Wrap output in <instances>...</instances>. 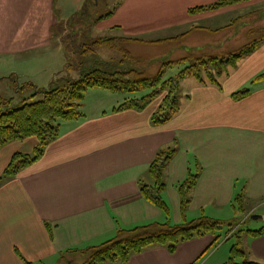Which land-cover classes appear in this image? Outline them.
<instances>
[{"label": "crops", "instance_id": "crops-1", "mask_svg": "<svg viewBox=\"0 0 264 264\" xmlns=\"http://www.w3.org/2000/svg\"><path fill=\"white\" fill-rule=\"evenodd\" d=\"M218 1L123 0L116 13L100 20L96 27L101 32L120 35L107 37L142 41L166 40L187 33L178 41L151 46L171 42L187 51H201L204 46L221 52L237 50V35L256 28L252 18L262 14L264 0L189 14L192 8ZM62 2L0 0L1 63H11L10 57L19 53L26 55L50 47L48 40L52 38L56 10ZM249 17L250 20L240 21ZM260 17V28H264V15ZM222 18L228 22L222 24ZM170 31L179 34L151 38ZM218 37L224 41L216 44L214 39ZM250 37L247 33L241 44L246 45ZM181 41L186 45H180ZM39 63L45 65L46 61H23L26 66ZM263 71L264 44L239 62L221 90L202 86L198 81L191 83L180 113L159 126L152 124V116L166 94L142 111H116L124 95L92 89L100 92L97 102L105 101L101 106L109 107L85 115L82 121L66 122L61 136L48 146L44 156L0 188V264H25L16 250L35 264H59L67 250L85 249L113 238L118 225L132 228L166 221L162 211L144 198L142 183L154 184L148 173L150 166L160 150L171 147H176L177 153L164 170L163 199L171 208L172 223L180 224L184 217L193 220L202 213L218 220L235 217L231 206L237 193L246 194L249 206L263 203L264 81L250 84ZM46 72V77L54 79L62 71ZM30 76L28 79L36 87H47L37 82L39 74ZM248 86L251 93L246 99H232V94ZM37 145L38 140L32 137L5 146L0 151V177L14 154H29ZM189 169L197 172L199 178L191 193V204L182 212L177 185L184 182ZM262 208L264 205L260 204L258 209ZM223 209L230 211L224 216ZM247 210L251 213L254 208ZM215 241L216 237L206 235L180 245L173 254L165 247L150 248L134 255L126 264H196ZM245 241L250 260L264 263V236H250ZM66 259L75 264L80 261L78 253L66 255Z\"/></svg>", "mask_w": 264, "mask_h": 264}, {"label": "trees", "instance_id": "trees-1", "mask_svg": "<svg viewBox=\"0 0 264 264\" xmlns=\"http://www.w3.org/2000/svg\"><path fill=\"white\" fill-rule=\"evenodd\" d=\"M250 0H219L209 6H200L189 10L190 15L201 12L219 10ZM111 15V14H110ZM110 15L101 16L96 22L109 18ZM112 16V15H111ZM186 34L177 38L158 41H142L132 38L101 37L91 45H87V52H94L97 48L107 47L122 55L119 64L109 66L108 63L101 64L100 67L82 70L78 78L67 79L62 86L49 85L48 87H35L36 92L31 98L42 95V99L37 102L27 103L17 108H12L7 112L0 113V151L8 144L35 137L38 145L32 154L17 153L0 177V188L10 178H14L19 173L39 161L45 154L50 144L61 136L60 127L66 122H79L86 118L79 109L85 99V93L89 89H105L125 96L123 103L117 107L116 111L144 110L152 101L166 94L162 104L152 116V124L164 125L173 120L181 111L178 102L179 81L196 76L202 86H216L220 90L224 81L229 78L239 66V62L249 57L259 47L264 44V28L256 29L245 46L228 52L204 53L201 56L190 54L177 61H159V67L150 71L153 63L146 65L145 61L133 65L135 57L130 52L129 43L157 44L163 41H178L185 38ZM192 52V51H188ZM165 62V63H162ZM187 64L186 63H190ZM185 64L186 67L176 76H166L170 73L169 68L176 64ZM222 64L223 66H221ZM206 73L208 78H202V73ZM264 81V71L257 75L250 84ZM57 83L56 85L60 84ZM251 93L248 87L232 94L234 101L246 99ZM176 147L160 150L150 166L148 173L154 180L153 185H142L144 198L159 208L166 217L164 222H150L148 224L123 228L118 225L116 235L96 246L85 249L67 250L59 264H75L66 259V255L78 253L79 264H103V263H129L136 254H141L154 247H165L169 253H175L180 245L202 238L206 235H213L216 240L222 236L224 228L228 227L227 237L236 233L238 237L247 233V237L264 236V227L260 230H235L233 221L218 220L202 214L193 220H184L180 224L172 223L170 219L171 208L163 199V192L166 189L164 182V170L168 163L176 155ZM199 174L189 169L184 182L177 185V191L181 200L182 212H185L191 204V193L197 185ZM246 194H240L234 199L232 209L235 213L243 212V218L249 217L248 210L244 209ZM240 203V205H237ZM48 226V225H47ZM243 239L237 246L231 249V257L224 264H264L250 260L243 245ZM18 256L25 264H35L27 261L21 253L16 250Z\"/></svg>", "mask_w": 264, "mask_h": 264}, {"label": "rangeland", "instance_id": "rangeland-1", "mask_svg": "<svg viewBox=\"0 0 264 264\" xmlns=\"http://www.w3.org/2000/svg\"><path fill=\"white\" fill-rule=\"evenodd\" d=\"M122 1L123 0H63L62 4L58 6L56 10V26L52 28V38L48 40V42H50V47H43L39 51H33L26 55H24V53H19L18 55L11 56L10 58L12 62L9 64H7V62L1 63L3 59L0 58V113H4L12 108L22 106L25 100L27 103H33L40 101L43 98L42 95H37L36 97L31 98L33 95H35L36 86L28 79L31 78L30 75L36 76L37 74H39L37 82L41 83L42 86L47 85L48 87L49 85H53L57 87L62 86L63 84H61L60 82L64 83L68 78L77 79L82 70L85 71L90 68L100 67L102 66L101 64L105 63H108L109 66L119 64L122 60V55L120 53L115 52L110 48H105L106 50L97 48L94 52H87V49H89L87 45H91L95 40L105 35L111 34L112 36H120L118 34H112L111 31L109 33L101 32L96 27L98 23L96 22V19L105 15H114ZM258 14L264 15V11H262V14ZM258 14L254 15L252 18L254 19V27L256 28L251 30L249 29V32H246V30H244V32H240L237 35L238 43L240 44L239 48L245 46L244 43L241 44V41L245 40L247 33L253 34L256 29H260V27H263L260 23L262 22V17H260V15ZM247 19L250 20V17L244 18L240 21H247ZM109 21L112 23L113 18ZM225 22H228V19L222 18V24H224ZM251 27L252 26H250V28ZM176 34L179 33H176V31L163 32L156 35V37L154 36L151 38H163V36H165L164 38H166L169 36H176ZM199 35L204 36V34ZM222 35L225 36L227 34ZM214 40H216L214 42L216 44L218 42L224 41L219 37ZM248 40H252V37H250ZM183 43L184 42L181 41L180 45H186ZM187 50L185 49V47L180 48L176 43L171 42L165 45L151 46L150 44H145L142 46H130V51L135 57L133 65H138L140 60L145 61L147 63L146 65H148L152 60H154V65L150 71H154L156 67L158 68L160 66L158 63L160 60L165 62H168L170 60L177 61L187 55H190L191 53L197 56H201L203 53L214 52L219 54L221 52V50L219 49L213 50L205 46L202 47L201 51L200 49L197 50V48L195 50L193 49L194 51L191 50L192 52H188ZM103 52H108L109 54ZM39 58L45 59V65L42 63L30 64V66H26L25 64H23L24 60ZM186 64L188 66V64H191V62ZM220 65L223 66L222 64ZM44 66L45 68H43ZM185 67L186 65L181 63L176 64L175 66H173V68H169L170 73L166 76V78L176 76ZM45 70H57L58 72H62L60 73V76H56L53 79V77H46L49 74H47ZM201 75L202 78H208L205 72ZM198 80L199 79H197L196 76H193L179 81L178 102L180 105H182L184 99L186 98V91L188 90L190 84L195 83ZM57 83L60 84L56 85ZM98 90L99 88H96V91ZM99 93L100 92H95L92 89L87 90V92L85 93V99L82 103L81 108L79 109V111L83 115H91L109 107L101 106V104H103L105 101L97 102ZM66 125L67 123H63L60 127V130L63 131L64 128H66ZM32 153L33 151L29 154ZM142 184L147 185L146 181H144ZM240 194L241 193H237L235 198L237 199ZM260 204L264 205V202L256 203L255 206L257 207H254L253 205L249 206L246 198L244 200V209L247 210L254 208V210L249 213L248 218H243V212H239L238 210L235 217H232L230 219H227V217H222V220H232L233 224H235V230L238 229V231L241 229H243L244 231L260 230L264 227V208L258 209V206ZM237 205L239 206L240 203L237 202ZM229 211L230 210L228 209H223L222 215H227ZM231 212L234 213L235 209L233 208ZM253 216H258L259 219H253ZM174 218L175 214L173 215L172 219ZM228 231V227L224 228L221 233L222 236L220 237V239L215 241V245H213L212 249L207 251L196 264H224L231 257V249L237 246L241 239H243V245L246 247V232H244L245 234H242L241 237H238V235H236V233L238 232L232 233L229 237H227L226 232ZM247 256L249 259H251V255L248 254ZM75 261H78V259Z\"/></svg>", "mask_w": 264, "mask_h": 264}, {"label": "water", "instance_id": "water-1", "mask_svg": "<svg viewBox=\"0 0 264 264\" xmlns=\"http://www.w3.org/2000/svg\"><path fill=\"white\" fill-rule=\"evenodd\" d=\"M252 218H253V219H258L259 217H258V216H253Z\"/></svg>", "mask_w": 264, "mask_h": 264}]
</instances>
